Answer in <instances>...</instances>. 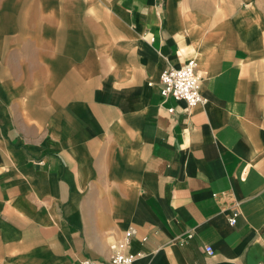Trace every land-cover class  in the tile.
<instances>
[{
  "label": "crops",
  "instance_id": "0c3cea01",
  "mask_svg": "<svg viewBox=\"0 0 264 264\" xmlns=\"http://www.w3.org/2000/svg\"><path fill=\"white\" fill-rule=\"evenodd\" d=\"M190 60L192 108L160 86ZM130 226L134 264H264V0H0V264Z\"/></svg>",
  "mask_w": 264,
  "mask_h": 264
},
{
  "label": "built area",
  "instance_id": "2783aa9c",
  "mask_svg": "<svg viewBox=\"0 0 264 264\" xmlns=\"http://www.w3.org/2000/svg\"><path fill=\"white\" fill-rule=\"evenodd\" d=\"M150 85L152 84L150 83ZM160 86L164 97H172L176 101H184L188 107L192 108L205 102L201 93V78L195 60H190L178 68H167L161 74ZM238 215L237 210H235L229 218L232 226L236 224ZM136 234L137 229L134 226H130L121 240L115 241L110 245L112 254L109 264H134L135 260L142 256V254L135 255L130 253L131 241ZM189 238H192V235ZM206 251L210 255L214 253L212 247H207ZM82 264L96 263L92 260H84Z\"/></svg>",
  "mask_w": 264,
  "mask_h": 264
}]
</instances>
